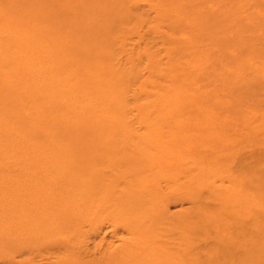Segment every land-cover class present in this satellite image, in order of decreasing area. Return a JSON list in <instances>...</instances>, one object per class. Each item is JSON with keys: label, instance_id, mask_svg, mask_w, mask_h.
Listing matches in <instances>:
<instances>
[{"label": "rangeland", "instance_id": "1", "mask_svg": "<svg viewBox=\"0 0 264 264\" xmlns=\"http://www.w3.org/2000/svg\"><path fill=\"white\" fill-rule=\"evenodd\" d=\"M99 1L107 9L111 3L120 9L112 27L95 33L87 25L89 31H78L84 25L78 10L83 0H0V69L7 68L0 81L4 78L7 85L14 86L15 95V84L20 85L18 92L26 104V118L17 113L19 120H14L20 124L11 125L12 119L5 121L8 127L4 125L14 131L23 128L33 138L25 144L16 142L0 127V177L6 182L0 187L12 182L15 187L31 189L44 183L45 178L38 174L29 175L31 159L53 174L56 170L49 168L53 162L70 169L84 152L83 139L40 137L37 123L46 117L47 93L36 86L38 74L45 84L47 76L59 88L57 98L69 94L78 101L91 100L97 107L109 95L116 101L108 110L116 121L129 123L132 136H143L153 149L165 147L171 132L191 135L196 126L209 129L204 139L229 150L223 158L209 157L215 174L207 180L215 193L236 185L247 199L257 196L244 211L237 205L222 211L213 228L205 230V224H199L197 230L187 232L183 243L195 246L198 264H220L224 253L232 263L244 261L243 250L226 246L242 240L241 233L248 240L260 241L262 247L264 243V0ZM62 7L70 8L67 17ZM105 13L103 19L109 16ZM7 113L16 112L0 108V119ZM65 117L66 113L62 119ZM34 118L38 119L36 125L31 123ZM106 122H99L97 129ZM62 145L68 152L74 151L67 157L72 162L58 159ZM35 146L47 149L32 158L27 148ZM202 162L208 163L206 159ZM173 176L184 180L182 175ZM164 181L157 183L158 191L173 223L183 221L189 229L194 227L197 218H184L193 207L199 214L216 212L217 202L208 198L206 189L193 204L192 193L170 190ZM42 188L46 191V186ZM50 202V198L44 199L46 206ZM108 212L91 215L76 227L81 236L70 251L83 263L115 256L131 241L130 234ZM254 227L261 233L254 232ZM51 235L59 234L51 230ZM13 243L15 254L10 260L0 255V264H56L65 255L58 247L39 248L27 237ZM222 244L225 247L220 251Z\"/></svg>", "mask_w": 264, "mask_h": 264}, {"label": "bare ground", "instance_id": "2", "mask_svg": "<svg viewBox=\"0 0 264 264\" xmlns=\"http://www.w3.org/2000/svg\"><path fill=\"white\" fill-rule=\"evenodd\" d=\"M109 6L110 9H107L99 0H83L78 10L84 25L77 30L81 31L82 28L89 31L87 26H90L97 33L101 28L112 27V22L117 21L120 7L117 8L115 3ZM64 8L61 10L67 17L70 8ZM105 12L109 16L103 19ZM103 34L106 35L105 31ZM16 60L15 65L18 66ZM6 72L7 68L2 66L0 76ZM46 79V84L42 83L38 74L36 89L47 93L44 97L46 117L37 123L41 129L40 137L67 138L71 141L83 139L84 152L80 154V159L72 163L75 164L73 168H70L72 165L68 166L70 169L61 168L59 162H53L49 167L56 170L53 174H47L46 167L40 163L36 165L31 159L33 170L29 175L38 174L45 178L44 183L31 189L15 187L12 182H9L8 187H0V255L6 259L10 260L16 252L13 241L27 237L39 248H61L65 255L56 264H198V258L193 253L195 246L183 243L187 232L197 230L199 224H205V230L213 228L218 220L216 218L222 217V211L233 205L244 211L250 201H255L257 195H251V199H247L242 191L238 192L236 185L230 191L226 189L221 190L222 193H215V187L207 180L209 175L215 174L214 166L209 164L213 158L209 157L223 158L225 151L229 150L204 139V133L209 129L196 126L195 133L191 135L171 132L165 147L153 149L147 146L143 136H132L134 133L130 130L129 123L116 121L115 116L108 111L115 106L116 101L108 98L109 95L102 98L97 107L91 100L78 101L77 98H69V94L63 95L64 99L61 96L57 98L59 88L48 81L47 76ZM6 83L8 82L4 78L0 81V108L13 109L16 113H7L0 119V127H3L5 135L9 134V138L16 142H31L33 138L29 139L23 128L17 131L7 128L5 121L10 123L13 119L11 125H18L20 122L15 121L19 120V114L22 119L26 118L23 109L26 104L23 94L18 92L21 90L20 85L15 84L18 96L13 93L14 86ZM66 90L63 94L67 93ZM49 96L52 98H48ZM64 113L67 114L64 118L66 120L62 119ZM35 120L36 118L32 119L31 123L36 125L38 119ZM101 121L108 123L97 129ZM90 135H96V138H90ZM107 142H111L110 146ZM62 146L58 147V159H62L64 163L72 162L67 157L73 155L74 151L68 152ZM208 147L212 149H207ZM46 149L35 146L28 147L27 151L34 158L33 154H41ZM203 159L208 163L202 162ZM201 164L206 168H202ZM174 174L182 175L183 182L173 176ZM1 179L0 177V185L6 183ZM162 179L170 190H187L189 195L192 193L191 196L195 198H192L193 204L201 200V192L206 189L208 198L217 202L216 212L201 211L199 214L196 212L197 208L193 207L184 213V218H197L194 227L189 229L183 221L173 223L162 206L163 196L158 191L160 187L157 183ZM45 186L46 191H42ZM5 188L9 191L4 190ZM47 198L51 200L48 206L44 204V199ZM106 209L109 211L107 216L110 214L113 222L130 234L131 241L115 256L83 263L70 251L81 236L76 227L84 224L91 215H98ZM253 229L254 232L261 233L259 228ZM51 230L59 235L52 236ZM241 239L232 241L226 247L234 248L235 251L243 250L246 254L245 260L232 263L233 260L226 259L224 253L219 259L220 264H263L264 243L262 247L260 241L248 240L246 233H241ZM262 239L264 242V237ZM224 247L225 244H222L219 250Z\"/></svg>", "mask_w": 264, "mask_h": 264}]
</instances>
